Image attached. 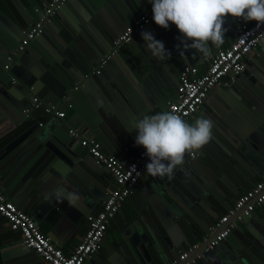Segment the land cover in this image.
<instances>
[{"label":"water","instance_id":"1","mask_svg":"<svg viewBox=\"0 0 264 264\" xmlns=\"http://www.w3.org/2000/svg\"><path fill=\"white\" fill-rule=\"evenodd\" d=\"M3 1L0 7V114L14 121L13 123L15 124L16 131L14 132V137L0 142V169H2L1 172H3L0 177V188L9 201H21V196L27 195L32 204H39L38 208L51 210L53 206L59 203L51 201V195L48 196V194H50L49 190L54 187L57 191H62L60 189L61 183L69 180L77 182L78 179L74 177L73 174L76 167L85 168L91 175V177H89L92 179L97 178L98 175L104 176L103 173L110 175L103 166L96 164L91 155H79L71 150L72 143L80 141V139L72 138L69 135V131L76 130L82 137L87 136L96 138L100 143V148L101 146L104 147V150L101 149L104 154H115L118 156V146H121L123 143L122 137L125 135V132H133V130L129 129L134 128L132 120L127 122L124 120V117L132 119L131 112H133L135 116L137 115V119H142L149 112V108L150 111L154 110V105L162 112H168L167 102L170 99L173 101L170 91L172 90L174 93L178 94L180 75L186 67L193 68L194 63L187 57L188 48L184 44H181L182 35L179 33L176 26L170 23L167 30L163 29L155 24L153 17L142 32H150L156 40L163 42L165 49L171 53L170 59L166 58L161 61L153 57L146 49L147 42L142 38V32L136 33L129 44L115 50L113 48V41L128 26L133 25L134 21L143 16L152 6L148 0H122L124 1V5H121L119 11L126 17L127 24L123 22V16L120 13L116 12V15L119 16L118 20L121 22L117 24L119 26L122 24L124 29H121L122 26L120 29H116L114 26L111 27V29L105 28V30H103L102 27L99 26L96 31L94 30L93 37L95 40H90L93 45L96 46L93 48L96 57L94 55H90L93 59L87 57L88 61H85V65L80 63L72 65L68 64V61L65 60L62 63V67L69 73L68 78L71 83L63 81V89H61L58 88L60 86L55 84V79L53 78V80L47 75V73L52 74V72L48 70L45 76V73L42 72L43 68H41L39 64L35 67L33 65L32 68L28 66L29 69L26 67L24 68V66L31 63L25 62L23 58L26 57L28 53H32L31 49L33 51V47L37 46L39 42L41 43L43 39L48 37L49 33L47 31L53 26L58 16L66 13L65 9L72 3V0H67L65 2L61 10L57 12L50 23L45 26L43 35L32 42L25 52L16 57L10 65L7 63L6 57L17 50L21 40L24 38V31L33 26L38 20L39 12L43 11L46 5L43 6L39 3H32L31 0H12L13 4L10 2H6L7 4H5ZM91 1L94 3L95 8H98V3L102 4V0ZM91 15L93 16L92 13ZM98 17L100 18L101 16L98 15ZM237 19L238 18L231 17L233 22H236ZM80 23L82 25L84 22L80 21ZM73 24L75 23L73 22ZM89 26H91V24ZM67 29L71 35L74 34V27L72 29L69 25ZM91 29L93 31V28ZM62 33L63 34H57L54 37L56 41H54L55 43L53 46L56 48L55 50L57 52H62L67 48L66 42H68V40L65 38V32L63 31ZM83 37H85L84 34ZM71 49L74 51V48L71 47ZM64 54L66 57L71 58L69 50L65 51ZM35 56L37 61H40V59L46 63L51 61L45 53L35 54ZM259 57L262 56L259 55ZM102 61H105V64L99 69V65ZM6 66L9 68L5 69ZM38 67L41 68L40 71ZM96 71H99V74H96ZM245 71L246 67L240 78L242 76L247 77ZM239 79L231 86L234 93L238 91L236 89ZM129 88H133V91L131 89L129 91ZM217 90L219 91L221 88H217ZM213 91L214 90L209 92L207 99ZM235 95L239 101V103H237L238 106L241 105L243 107V105H251L253 108H256L254 109L255 112L259 113L262 119L260 124L254 127V129L258 132L260 131L264 137L263 109L261 110L259 105L256 106L255 100L249 98L246 93L240 91L235 93ZM34 98H37L43 105H47V103H54L56 105L61 103L62 109L68 107L69 111L65 114L63 119H58L53 116V114L47 113L43 105L38 108H33ZM105 98H111L110 100H112L115 108L108 106ZM101 99L112 115L122 116H118L120 119L118 121L125 132L118 123L116 124L112 116H108L102 111L100 113L98 112L100 118H90L87 111L81 106V102L86 100L87 105H89V111H93L94 109L98 111L99 107L103 110L105 108ZM146 99L148 104L147 107H145ZM122 102L124 103L123 106H125L129 112V115L123 110ZM75 103L84 112L81 109H76ZM89 103H91L92 107H90ZM206 107L209 109L207 104ZM28 109L31 110L29 113L26 112ZM115 110L118 111V113H116ZM81 112L85 113V115L81 116ZM216 113L218 114L219 112ZM39 116L45 119H53L59 123L62 126L60 130L63 134L65 131L68 139L62 138L57 135V133H54L50 137L42 138L41 133L44 129V125L40 123ZM36 119L39 123L35 122ZM99 119L101 120L99 121ZM69 138L72 140L69 141ZM244 143L245 146L248 144V142ZM223 144V153L229 155L228 149H225V147L228 148L226 143L224 142ZM263 144L264 143L260 145ZM248 145L252 148V152H250L249 156L255 160L253 154L256 152L262 161L264 159L263 152L258 150V147H255L251 143ZM41 150H45V152L41 153ZM53 156H55L57 160L59 159L62 161L67 168L54 165L53 169L55 170L53 174L55 178H53L47 186H44V190H40L38 194L31 192L32 196L28 192L22 193L21 188L26 181L24 177L28 176L22 174V170L29 165L31 161H33V163L35 161H44V163H47L49 160H52ZM89 159H92L94 163H91ZM233 159L244 168L245 164L242 162V158L234 156ZM251 162H253V160ZM224 164L225 158H218L214 162L207 156L202 157L198 151H195V153H186L182 164L185 167L177 166L170 176V178L172 176L177 177L178 181L174 180L173 184H169V182H167L169 176H158V179L161 180V184L163 185V190L156 185V193H159V196L164 198L165 202H168L169 199L171 203L182 201L184 204L186 203L187 206L194 208L200 213L201 217L203 216L200 220L202 224L195 221L198 224V226H195L190 222L188 223L185 219L191 230L187 237L179 227L178 229L175 227L169 229V227H163L161 225L162 222L155 221L154 223L157 225L156 229L152 228V226L150 229L155 236L164 239L167 245V248L165 247L166 252L163 254V252L156 250L157 259L149 255L148 260L145 255H142L145 262L141 258L140 264H169L173 260L178 259L181 253L187 252L193 245L197 244L199 247L190 253L188 260H193L194 264H212L208 260L211 256L215 255L214 250L223 243L222 242L213 250H206L209 242L222 230L215 229L216 221L232 210L242 191L247 190L249 186L255 185L254 181L245 176L240 170L237 172L231 166L226 167L227 169L222 168ZM179 167L187 169L190 172V175L188 174L190 178H187V176L181 178L182 170H178ZM245 170L249 173L246 167ZM70 171L72 173H70ZM239 174L242 178L239 177ZM192 181L201 185L202 189L199 190L190 187L189 182ZM136 189L133 193H135ZM36 196L39 197V200L43 199V202L40 203ZM184 197L188 198L190 201ZM263 206L264 204L260 208ZM85 207L88 210L90 209V213L86 215V219L89 217H97L103 209V202L101 199H93V197H90L87 199ZM119 216L120 214L118 212L113 221H116ZM257 216H259L258 211L254 212L250 217L242 218V221L237 224L236 228L231 233L232 237H234L235 241L238 243L237 247L235 249L231 248V250L225 252L223 258L217 257L214 259L217 264H264L262 233L257 232L258 227L255 223V217ZM234 220L235 218H231L229 223L234 222ZM0 221L7 223L1 216ZM10 233L18 234L19 239L22 240L19 232L10 230ZM239 233L246 237L247 240L241 237ZM109 237L110 235L107 234L102 239L101 247L103 249H105L106 241H108ZM6 239L7 235L3 231H0V251L7 252L11 248H14L18 249L19 252L22 253V256L17 258L18 262L16 263L5 262L1 264H45L32 250L25 246L20 250L19 247H16L18 246L17 244L6 243ZM117 240L118 241L114 245L115 251L121 256H127V252L129 251L126 248L127 240L125 237H118ZM180 240L183 241L181 242ZM153 241L156 240L154 239ZM161 242L163 241H160V244ZM145 243L147 244V241ZM147 247V252L150 254L151 244ZM109 256H112L111 252ZM93 257H97V255L95 254ZM93 257L86 261L85 264L93 261ZM114 258H117L116 254H114L111 259L107 258L109 261L104 263L101 262L100 264H114ZM124 261L127 262L126 260ZM118 263L122 264L120 259H118Z\"/></svg>","mask_w":264,"mask_h":264},{"label":"crops","instance_id":"2","mask_svg":"<svg viewBox=\"0 0 264 264\" xmlns=\"http://www.w3.org/2000/svg\"><path fill=\"white\" fill-rule=\"evenodd\" d=\"M2 1L3 0H0V7ZM50 1L51 0H31L32 3H39L43 6H47ZM3 2H5V4H7L6 2H10L11 4H13L12 0H5ZM121 5H124V1L122 0H102V4L98 3V8H95V5L91 0H72V3H70V5L67 6V8L65 9L66 13H63L58 16L57 19L54 21L53 26L47 31L49 33L48 37L43 39L41 43L39 42L38 45L35 46L36 48L33 47V51L31 49L32 53H28L27 56L23 58L25 62L31 63L29 65L24 66V68H28V66L32 68L33 65L35 67L37 64H39L40 67L43 68L42 72L45 73V76L48 70L52 72V74L47 73V75H49L50 78L55 79H53L55 84L60 86L58 88L63 89V81H67L69 83L71 82L68 78L69 73L65 70L64 67H62V63L67 60L68 64L76 65L80 63L85 65V61H88L87 57L92 58V56L90 55H94L96 57V54L93 50V48H95L96 46L93 45L90 40H95L93 37V32L94 30L96 31L99 26L102 27L103 30H105V28L111 29V27L114 26L116 27V29H120L122 24H120L121 26L117 24L121 22L118 20L119 16L116 15V12L120 13L119 10ZM91 13L93 14V16L91 15ZM120 14L123 16V22L125 23L126 17L122 13ZM98 15H100L101 17L99 18ZM240 19H237L236 22H233L230 16L225 18L224 29L226 31L223 32V42L219 45H213L211 44V42H209V51L207 53H198L194 49L188 48L187 57H189L190 61L194 63V68L198 70L199 74H203L206 71L208 61L218 50L227 48L230 43L234 41L239 30L243 28L247 23H252L245 22L244 19H242L244 20V22H239ZM72 21L75 24H73ZM80 21H83L84 23L81 25ZM90 24L91 26H89ZM69 25L72 29L74 27L75 32L72 35L67 29ZM90 27L93 28V31ZM121 29H124L123 26ZM63 31L65 32V38L68 40V42H66L67 48H65L66 50H63L62 52H57L55 50L56 48L53 46V44L55 43L54 41H56L54 37L57 34H63ZM83 34L85 37H83ZM182 39L183 37L181 36V40ZM188 43L190 44L191 41H189ZM71 47L74 48V51L71 49ZM68 50L71 58L66 57V55L64 54V52ZM39 53L47 54L51 61L49 63L44 62L42 59H40V61H37L35 54L38 55ZM14 55L15 51L12 52L9 56H7L6 59L11 56L14 57ZM259 55H261L262 57H259ZM103 62L104 61H102L101 64ZM40 67H38L39 71L41 69ZM263 69L264 50L258 49L248 57L245 71V73H247V77L242 76L239 79L238 87L236 89L238 91H235V93L240 91L246 93L249 98L255 100L256 106L259 105L261 107L260 109H263L262 111L264 112ZM123 75L125 76L124 72ZM127 81L130 82L129 80ZM231 88V86L226 88L221 87V90L219 91L217 89H214V91L210 93L204 106L197 112V114L193 118L189 119L186 123L190 125H195V122L201 117L210 119L213 122V138L208 144L204 145L200 150H198V153L202 155V157L207 156L214 162L218 158H225L226 165L224 164L225 167L222 166V168L227 169L226 167L231 166L235 171L239 172L240 170L245 176L254 181V183H257L264 177V159L261 161L260 156L256 152L253 154L255 160L254 158L249 156L250 152H252V148L248 144L251 143L255 147H258L257 149L262 151L264 154V144L260 145L264 143V137L260 133V131L258 132L256 131V129H254V127L260 124L262 117L259 115V113L255 112L254 109L256 108H253L251 105L246 104L247 106H238V98ZM130 89L133 91V88H129V91ZM170 93L174 101L177 97V94L174 93L172 90L170 91ZM105 99L108 103V106H110L111 108H115L114 104L112 103V100H110L111 98ZM101 101L105 108L103 110L101 107H99L98 111H96L95 109L93 111H89V105H87L86 100H83L81 102V106L84 107L85 111H87L90 118H100L98 112L100 113L103 111L106 115L112 116L115 119L116 124L118 123L120 125L118 121L120 119L118 118V116L121 115H112L107 109L104 101L102 99ZM173 101H171L170 99L168 100L167 104ZM145 103V107H147V99ZM47 104L56 105L54 103ZM89 104L90 107H92L91 103ZM123 104L124 103L122 102V106ZM206 104L207 106H209L208 108L210 110L207 109ZM85 105L87 108L85 107ZM75 106L76 109H81L76 103ZM57 107L65 114L69 111L68 107L62 109L61 103L57 104ZM153 109V111H150L149 108V112L146 115H154L162 112L158 107H155V105ZM123 110L129 115V112L127 111L125 106H123ZM216 112L219 113L217 114ZM116 113H118V111H116ZM80 115L84 116L85 113L81 112ZM131 116L132 119L126 117L128 119L127 120L124 117V120L127 122L132 120V124L135 128V120H137V115L135 116L133 112H131ZM39 117L40 123H43L44 125V129L41 133L42 138L50 137L54 133H57V135L61 136L62 138L68 139L67 135L65 134V131L63 134L60 130L62 126L59 123H57L53 119H45L42 116ZM100 120L101 119H99V121ZM39 121L37 119L35 120V122L38 123ZM13 122L14 121L10 120L7 116L0 114V142L6 141L8 138L14 137L13 135L16 131V127ZM120 127H122V125H120ZM134 128H132L133 132L131 131V133H127L122 127L125 132V135L122 137V145L118 146V156H116L115 154L107 155L115 157L122 163L131 162L142 147L137 146L135 143L138 130ZM83 138L87 140H95L99 143V141L94 137L92 138L86 136ZM71 140L72 139L69 138V141ZM79 142L80 141L73 142L71 145V150L79 155H89L87 151L80 146ZM224 142L228 147H225V149H228L229 155L223 153ZM244 142H248V144L246 143L247 145L245 146ZM101 149L104 150V147L101 146ZM44 152L45 150H41V153ZM234 156L242 158V162H244L245 164L244 168L241 167V165L238 164L235 159H233ZM89 160L91 163L93 162L92 159ZM252 160L253 162H251ZM54 165H57L58 167L67 168V166L59 159L57 160L55 156H53L52 160H49L47 163H44V161H35L33 163V161H31L30 164L27 165L21 172L22 174L28 175L24 177L26 181L23 187L21 188L22 193L28 192L29 194H31L32 192L38 194L40 190H44V186H47V184L53 178H55L53 174L55 170L53 169ZM180 166L185 167L183 165ZM245 167L249 171V173L245 170ZM1 170L2 169H0V177L1 174H3ZM178 170H182V176H180L181 178L185 176H187V178H190V172L187 169L179 167ZM70 173L72 172L70 171ZM73 174L74 177L78 179V181L76 182L73 180H69L67 182L61 183L60 189L62 191L64 189H67L69 191H75L80 195V201L74 208L69 207L68 203L65 201L64 203H59L56 206H53L51 210L40 209L38 208L39 204H32L27 195L21 196V201L15 200L13 202L15 205H17L19 209L30 215L39 227L41 233L47 238H49L60 249H62L65 254H69L75 249V247L81 242L87 231L88 224L86 215L90 213V209L88 210L85 207V205L87 204V199L90 197H93V199H101L104 205L107 197L117 189L116 181L111 174L107 175L106 173H103L104 176L98 175L97 178L92 179L90 178L91 175L83 167H76L75 172ZM239 177L242 178L240 174ZM158 178V176L153 177L148 175L147 172L140 178L135 193L130 195L131 197L128 198L123 204L119 211L120 216L117 218L116 221L111 222L105 234L110 235L108 241H106L105 249L101 247L100 250L96 253L97 257H93V261L87 264H100L101 262L104 263L106 261H109L107 258L111 259L114 254H116L117 256V258L113 259L114 264H120L118 263V259L121 260L122 264H140L141 258L144 260L142 255H145L148 260L149 255L157 259L156 250L165 254V247L167 248V245L163 238L155 236L151 231V226L152 228L156 229L157 225H155V221L162 222L161 225L166 228L169 227V229L173 227L178 229L179 227V229L184 232L187 237L191 230L188 224L186 223L185 219L188 223L190 222L195 226H198L196 222L202 224L200 220L203 216L201 217L200 213H198V211H196L194 208L187 206L186 203L184 204V202L182 201L171 203V200L169 199L168 202H165L164 198L159 196V193H156V185L161 190H163L161 180H159ZM174 180L178 181L177 177H168L167 182H169V184H173ZM189 184L190 187H194L199 190L202 189L201 185L194 181L189 182ZM251 187L252 186H249L248 189H250ZM247 190L242 191L239 197ZM49 191L50 194H48V196L51 195V201L57 202V198L55 196L57 189L53 187ZM37 198V200H39V197ZM184 198L190 201L188 198ZM39 201L40 203H42L43 199H40ZM256 211H258L259 213V216L255 217V223L258 227L257 232L262 233L261 238L263 239L264 244V206L262 208L258 207L255 212ZM0 224V231H3L7 235L6 243H11L14 245L17 244L18 246L16 247H19L20 250H22L24 247L22 245V240L19 239V235L10 233L8 223L0 221ZM239 235L246 239V237H244L242 234L239 233ZM118 237H125V239L127 240L126 248L129 250L127 252V256H121L115 251L114 245L118 241ZM152 239H155L158 242L153 241ZM146 241L147 244L145 243ZM160 241L163 242H161L160 244ZM180 241L182 242L183 240ZM150 244L151 253L148 254L147 246H149ZM237 244L238 243L237 241H235V238L230 235L220 247L214 250L215 255L211 256L208 261L212 264H217L214 259H216L217 257L223 258L225 252H228L229 250H231V248L235 249L237 247ZM110 252L112 256H109ZM20 256H22V253H20L18 249L11 248L7 252L0 251V264L5 262L16 263L18 262L17 258H20ZM124 260H126L127 262H125Z\"/></svg>","mask_w":264,"mask_h":264},{"label":"built area","instance_id":"3","mask_svg":"<svg viewBox=\"0 0 264 264\" xmlns=\"http://www.w3.org/2000/svg\"><path fill=\"white\" fill-rule=\"evenodd\" d=\"M66 1L51 0L44 10L39 12L38 20L25 32L14 57L7 58L9 65L15 57L24 53L32 42L43 35L45 26L61 10ZM152 17L151 6L143 16L135 20L133 25L128 26L113 41V48L117 50L129 44L133 36L142 32L151 22ZM239 22H244V20L240 19ZM258 49L264 50V25L258 26L252 22L250 27L244 26L239 30L234 41L227 48L218 50L211 57L203 74H199L194 67H186L183 70L179 77L177 97L173 102L167 104V111L179 115L185 122L193 118L204 106L210 91L221 87H230L240 78L245 70L248 57ZM104 64L105 61L99 66V69ZM8 68V66L5 67V69ZM96 74H99V71H96ZM42 105L37 98L33 99V108ZM43 107L47 113L53 114L58 119L65 117V113L59 110L57 105L47 104ZM30 111L28 109L26 112ZM69 135L72 138L80 139V146L93 157L96 164L103 166L112 175L117 184V189L107 197L98 216L87 219L88 228L85 236L72 252L65 254L62 249L44 236L32 217L9 201L0 190V216L7 221L11 231L21 234L22 245L32 250L45 264H85L93 257L100 250L102 239L115 215L137 188L140 178L146 173L145 165L150 162L143 147L131 162L122 163L115 157L104 154L97 141L84 139L76 130H70ZM263 204L264 177L238 198L227 215L218 219L215 229L222 230L209 242L206 250L218 247L231 235L243 217H250ZM231 218H235V220L229 223ZM198 247V244L193 245L187 252L181 253L178 259L169 264H194L193 260L188 259L190 253Z\"/></svg>","mask_w":264,"mask_h":264},{"label":"clouds","instance_id":"4","mask_svg":"<svg viewBox=\"0 0 264 264\" xmlns=\"http://www.w3.org/2000/svg\"><path fill=\"white\" fill-rule=\"evenodd\" d=\"M152 5L156 25L168 29L174 24L182 35L181 44L198 53L209 51L208 43L219 45L223 42L226 17L242 18L247 22L264 25V0H148ZM147 50L158 60L171 58L163 42L150 32H142ZM191 41L189 44L188 42ZM179 47V46H178ZM138 130L135 143L142 146L149 163L145 165L148 175L153 177L171 176L177 166L183 164L186 153L200 150L213 136V122L201 117L190 125L173 112L146 115L135 120ZM133 130V129H129ZM134 168V167H133ZM57 203L67 201L69 207H76L80 195L64 189L55 193Z\"/></svg>","mask_w":264,"mask_h":264},{"label":"trees","instance_id":"5","mask_svg":"<svg viewBox=\"0 0 264 264\" xmlns=\"http://www.w3.org/2000/svg\"><path fill=\"white\" fill-rule=\"evenodd\" d=\"M252 25V23H247L246 25H245V27H250Z\"/></svg>","mask_w":264,"mask_h":264}]
</instances>
